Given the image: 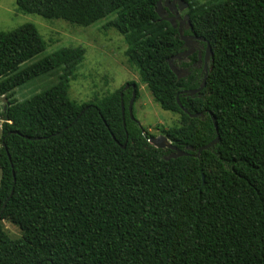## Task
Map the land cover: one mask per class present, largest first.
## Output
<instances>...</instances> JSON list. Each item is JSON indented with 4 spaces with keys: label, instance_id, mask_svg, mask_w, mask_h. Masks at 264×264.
I'll return each instance as SVG.
<instances>
[{
    "label": "trees",
    "instance_id": "1",
    "mask_svg": "<svg viewBox=\"0 0 264 264\" xmlns=\"http://www.w3.org/2000/svg\"><path fill=\"white\" fill-rule=\"evenodd\" d=\"M16 1L23 12L82 26L116 12L106 27L125 36L129 64L163 109L181 115L165 135L196 150L173 158L152 145L129 115L131 88L72 99L82 46L23 67L46 40L33 23L0 30V98L9 104V121H1L0 264H264V0H185L192 30L212 49L194 96L182 92L194 79L170 67L184 44L156 12L158 0ZM57 68L55 85L14 97ZM211 113L220 141L196 156L217 136ZM6 219L20 238L5 231Z\"/></svg>",
    "mask_w": 264,
    "mask_h": 264
},
{
    "label": "rangeland",
    "instance_id": "2",
    "mask_svg": "<svg viewBox=\"0 0 264 264\" xmlns=\"http://www.w3.org/2000/svg\"><path fill=\"white\" fill-rule=\"evenodd\" d=\"M187 10L188 8H185L182 15ZM115 16L116 12H112L91 25L82 26L64 19L50 20L38 14L23 12L18 8L16 0H0V30L9 31L24 23H33L47 42L46 50L22 64L23 67L62 47L82 46L86 53L76 71V76L70 81V97L79 103L88 102L95 98H103L129 83L136 82L139 97L134 99L132 105L133 116L151 135L165 134L164 130L181 123V115L163 109L155 101L147 84L142 81L139 70L129 64L125 36L116 28L106 27V24ZM60 73L61 69L57 68L35 77L17 87L14 97L23 101L47 90L58 82ZM5 106L6 99L1 97L0 147L2 146L1 121ZM3 225L11 238L18 239L22 236V231L17 224L6 219L3 220Z\"/></svg>",
    "mask_w": 264,
    "mask_h": 264
},
{
    "label": "water",
    "instance_id": "3",
    "mask_svg": "<svg viewBox=\"0 0 264 264\" xmlns=\"http://www.w3.org/2000/svg\"><path fill=\"white\" fill-rule=\"evenodd\" d=\"M179 4V5H178ZM188 7V2H186L185 0H158L157 2V6H156V12L158 13V15L160 16V18L165 19L167 21H169L173 27L177 28V20H180V25L178 28V33L180 36V39L182 41H184L185 46H188V41L187 38L188 36L184 34L183 31V24L186 23V21L190 22V16L189 14H186L184 17H181L180 15V10H183L185 8ZM167 9L171 12H175L174 16H164L163 12H166ZM200 39H202L204 42L206 41L204 38L199 37ZM189 51H183L182 53H188ZM209 55H212V49L210 44H207V51L205 54V60H207L209 58ZM212 58V57H211ZM169 64L171 69L173 70V72L177 75L180 76V70L172 63V57L169 59ZM206 84V77L204 79L203 84L198 88V89H193V90H189V92L193 95L197 92H199ZM131 85L127 84L124 87V90L128 89ZM123 90V91H124ZM123 91L121 92V98L123 96ZM136 84H132V98L129 102L128 105V111H129V115L132 119L135 120V117L133 116L132 113V105L134 103V99L136 98ZM122 102V114L124 115L125 113V105L123 102V99L121 100ZM8 110H9V104H6L5 108H4V116H3V120L2 121H9V115H8ZM186 112H188L186 109H184ZM200 115H203V113H194V114H190V116L192 117H198ZM211 116L213 118L214 121V125H215V129L217 132V136L214 140H212L211 142H209L208 144L201 146L200 148H198L196 156H199L201 154V152L205 149H209V148H213L215 144H217L220 141V134H219V130H218V125L216 122V118L215 116L211 113ZM138 123L139 121L136 120ZM140 124V123H139ZM148 141L154 145L157 148H169L172 150V153L170 154V157L176 158L179 156H184V155H188L189 154V150L191 151H195L196 149L193 148L192 146H187L186 149H180L179 147H177L176 145H174L172 143V141L165 135V134H160L158 136H148L147 137ZM2 146H5L4 141H2ZM123 148H125V145H122ZM203 178H204V174H203Z\"/></svg>",
    "mask_w": 264,
    "mask_h": 264
},
{
    "label": "flooded vegetation",
    "instance_id": "4",
    "mask_svg": "<svg viewBox=\"0 0 264 264\" xmlns=\"http://www.w3.org/2000/svg\"><path fill=\"white\" fill-rule=\"evenodd\" d=\"M179 5V4H178ZM189 8V7H187ZM184 10V9H183ZM180 10L181 17H184L185 14L182 15V11ZM164 16H174L175 12H171L167 9L166 12H163ZM177 29L180 25V20H177ZM183 31L184 34L188 36V46H185L183 41V49L172 56V62L173 64L180 70V77H187V78H193L194 81L192 83V87L183 89V94L194 96L195 94H191L189 90L198 89L204 82L205 77L207 78L208 71L210 69V63L212 61L211 56L209 55V58L205 60V54L207 51V44L202 39H200L199 35H197L191 27L190 22L186 21V23L183 24ZM203 38V37H201ZM183 51H189L188 53H182ZM195 83H197L196 86ZM131 86L129 88L132 89V84L129 83Z\"/></svg>",
    "mask_w": 264,
    "mask_h": 264
}]
</instances>
